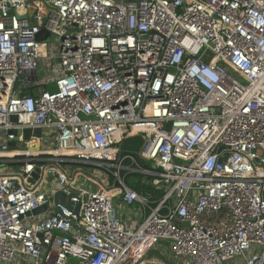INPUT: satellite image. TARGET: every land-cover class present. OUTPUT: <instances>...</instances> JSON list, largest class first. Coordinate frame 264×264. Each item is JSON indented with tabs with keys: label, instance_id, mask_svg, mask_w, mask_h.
<instances>
[{
	"label": "built area",
	"instance_id": "2783aa9c",
	"mask_svg": "<svg viewBox=\"0 0 264 264\" xmlns=\"http://www.w3.org/2000/svg\"><path fill=\"white\" fill-rule=\"evenodd\" d=\"M136 136L148 171L120 149ZM162 242L264 264V0H0V264H143Z\"/></svg>",
	"mask_w": 264,
	"mask_h": 264
},
{
	"label": "trees",
	"instance_id": "16d2710c",
	"mask_svg": "<svg viewBox=\"0 0 264 264\" xmlns=\"http://www.w3.org/2000/svg\"><path fill=\"white\" fill-rule=\"evenodd\" d=\"M37 88L34 86H29L23 89L24 94L35 95ZM142 144V139L139 136L127 137L121 144L120 149L123 154L135 157L136 169L148 171L151 168L150 162L141 160L137 157V152ZM152 177L146 176L141 173H131L126 176L125 183L131 189L139 194H148L152 196L153 199H158L162 196V190H156L152 185Z\"/></svg>",
	"mask_w": 264,
	"mask_h": 264
},
{
	"label": "rangeland",
	"instance_id": "374dc122",
	"mask_svg": "<svg viewBox=\"0 0 264 264\" xmlns=\"http://www.w3.org/2000/svg\"><path fill=\"white\" fill-rule=\"evenodd\" d=\"M47 33V34H46ZM37 41L38 42H40V43H45V44H47V47H48V49H49V52H48V55L49 56H53V57H56L57 56V53H56V44H57V40H56V38H54V37H51L49 34H48V32H44V33H42L40 36H39V39H37ZM51 48H52V50H53V53L52 54H50V50H51ZM52 62H55V61H53V60H51V59H48L47 60V64H44L42 61H40L39 62V68H38V71H39V76L40 77H42L43 76V74L46 72V71H49L50 73L52 72ZM48 65V66H47ZM47 89L49 90V91H51V92H53L54 91V86H49V87H47ZM126 137V136H125ZM85 170V176H84V178L86 179L88 176H90L92 173H94V175H99V174H104V175H109V174H111L110 172L112 171V170H110V171H103V170H93V169H91V168H89V167H85L84 168ZM144 175H146V176H148L147 174H144ZM133 211H137V209L136 208H134V209H130V208H128V207H124L123 209H118V213H122V219L123 220H126L129 216H128V214L129 213H132ZM142 212H141V218H142ZM132 221H135V219L134 220H132ZM234 261H236L235 262V264H243V261H242V258L241 259H239V258H236V259H233V260H231V261H229V263H227V264H234ZM225 263V264H226ZM154 264H165V263H163L160 259H158V260H156L155 261V263Z\"/></svg>",
	"mask_w": 264,
	"mask_h": 264
},
{
	"label": "water",
	"instance_id": "95a60500",
	"mask_svg": "<svg viewBox=\"0 0 264 264\" xmlns=\"http://www.w3.org/2000/svg\"><path fill=\"white\" fill-rule=\"evenodd\" d=\"M45 31H41L37 36L36 39H39V36L44 33ZM47 34V33H46ZM10 122L15 123L16 122V117L12 116L10 117ZM8 133H13V131H9ZM17 136L15 142L18 141V137H21L23 141H29L30 136L35 137L36 139H40L41 137V132L39 129H23V130H17L16 132H14ZM15 142H10L9 143V148L12 149L14 148ZM220 150H222V148H220ZM39 174V170L36 169L34 174L32 175L33 178L29 180L30 183H33V181L35 179H37ZM56 204H60V205H67L68 204V198L62 194V193H56L53 197H49L48 199V204L47 205H43L42 207L34 210L32 212L33 215H37L40 214L42 212H44L48 207L51 208Z\"/></svg>",
	"mask_w": 264,
	"mask_h": 264
},
{
	"label": "crops",
	"instance_id": "0c3cea01",
	"mask_svg": "<svg viewBox=\"0 0 264 264\" xmlns=\"http://www.w3.org/2000/svg\"><path fill=\"white\" fill-rule=\"evenodd\" d=\"M136 214L137 211H133L132 213L128 214L129 216L128 219L123 220L127 228H134L139 223L141 217L139 218ZM134 219L135 221H132ZM158 259H160L165 264H176L175 260L173 259V255L171 253L169 243L162 242L154 250L149 252L147 256L144 258L143 264H154L155 261ZM235 262L236 261H234V264Z\"/></svg>",
	"mask_w": 264,
	"mask_h": 264
}]
</instances>
